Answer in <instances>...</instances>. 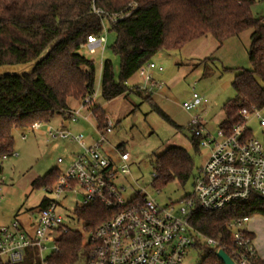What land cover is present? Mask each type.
<instances>
[{"label":"trees","instance_id":"obj_1","mask_svg":"<svg viewBox=\"0 0 264 264\" xmlns=\"http://www.w3.org/2000/svg\"><path fill=\"white\" fill-rule=\"evenodd\" d=\"M256 0H0V66L35 59L50 43L55 46L29 74L0 79V157L13 151V128H28L36 121L47 122L54 115L67 119L69 98L81 100L94 90V63L80 53L90 35L102 31L103 16L93 5L107 13H119L135 4L131 13L110 22L115 33L111 50L120 58L119 80H114L110 60L102 62L100 92L110 100L129 91L128 80L160 49H179L187 42L213 36L220 44L228 37L251 29L248 58L251 68L239 70L232 81L234 99L223 106L219 127L230 129L240 120V109L264 108V16L251 11ZM165 118L158 108H156ZM98 129L105 126L102 108L93 105ZM197 148L198 141L192 138ZM121 145L118 146L120 148ZM121 151H124L123 149ZM158 168L153 185L173 179L185 183L192 174L193 160L182 147H172L156 157ZM1 169V166H0ZM59 171L51 170L35 178L32 186L46 191ZM46 196L41 206L46 204ZM113 210L101 203L75 209L83 228L89 230L106 221ZM264 216V198L251 195L247 201L220 211L194 212V225L209 235L224 230L228 221L242 216ZM58 250L47 256L50 264H73L86 256L80 231L67 229L58 235ZM18 264H40L29 253Z\"/></svg>","mask_w":264,"mask_h":264},{"label":"built area","instance_id":"obj_2","mask_svg":"<svg viewBox=\"0 0 264 264\" xmlns=\"http://www.w3.org/2000/svg\"><path fill=\"white\" fill-rule=\"evenodd\" d=\"M92 8L97 15L115 22L128 16L135 4H128L127 9L119 13H107L94 5ZM104 43V36L90 35L84 45L94 53L97 48L103 49ZM147 69L161 71L162 67L148 62L138 68L140 77L153 84ZM136 87L143 90L139 85ZM92 95L81 99L80 106L90 110L95 118ZM206 102V97L193 93L182 107L191 111ZM262 110L264 108L242 107L238 123L230 129L218 126L216 136L205 129L198 117H193L190 122L193 137L198 146L208 147L210 151L192 177L191 192L165 204H159L141 191L135 192L130 200H122L125 189L118 183V177L123 175L127 179L129 154L120 150L118 157L112 158L102 150L104 134L113 127L108 117L103 129H98L95 120L97 138L89 145H85L82 132L72 133L63 128L53 131L48 127L50 136L74 141L82 152L76 155L66 172H59L46 190L49 196L46 195V204L41 206L34 225L25 229L16 220L9 225H0V264H18L31 252L37 255L40 264H50L44 250L52 244L51 252L57 251L58 235L71 229L57 211L59 200L63 193L76 192L82 199L75 209L98 202L113 210L109 219L86 230L84 264H188L186 259L191 250L205 251L200 264H224L217 255L220 250L234 264H264L252 234L244 228L249 216L231 219L215 236L203 232L193 223L197 209L220 211L247 201L251 195L264 198V132L263 140L253 137L248 123L251 118H256L264 129ZM80 119L89 121V115L80 114L79 109L68 110L67 120L77 123ZM43 123L36 121L28 128L39 130ZM10 155L0 157V166ZM60 162L62 160L58 159Z\"/></svg>","mask_w":264,"mask_h":264},{"label":"rangeland","instance_id":"obj_3","mask_svg":"<svg viewBox=\"0 0 264 264\" xmlns=\"http://www.w3.org/2000/svg\"><path fill=\"white\" fill-rule=\"evenodd\" d=\"M257 17L264 16V0H256L251 6ZM251 29L244 30L239 36H231L220 44L213 36L193 39L179 49H160L144 65L153 62L162 70L147 69L153 84L145 82L136 72L128 81L129 91L110 100H105L100 92L102 62L110 60L114 80H119L120 58L112 52L115 33L110 31L108 18L102 19L100 36L105 37L104 47L90 53L86 45L80 53L91 60L95 67L93 104L102 108L105 118L113 122L110 132L104 134L102 150L110 157L117 158L124 150L129 154V171L126 177L119 175L118 183L124 187L121 197L130 200L135 192L141 191L155 198L159 204L176 201L191 192L192 177L205 162L209 148L192 143L191 119L198 117L213 136L224 117L223 106L234 99L232 81L239 70L251 68L248 58ZM143 90H138L136 86ZM193 93L207 98L206 103L186 111L184 101L192 98ZM69 109H79L80 114L89 115V121L80 119L72 123L62 115H54L44 122L39 130L13 128L12 155L1 163L0 169V225L18 221L25 229L34 225L41 209V201L46 194L44 187L32 186V181L43 177L51 170L66 172L82 152L74 141L60 139L47 133L48 127L54 130L67 129L72 133L82 132L85 145L97 138L95 118L90 110L80 106V100L69 98ZM156 108L167 116L165 118ZM264 115V110L261 111ZM252 136L263 140V132L256 118L249 120ZM25 135V138H23ZM121 145L120 148L118 146ZM172 147H182L193 160L191 177L180 183L173 179L165 184L153 185V175L158 168L156 157L162 156ZM58 159L62 162L58 163ZM82 199L80 193H63L57 211L63 216L64 223L71 229L82 233L86 239L83 221L75 215L76 203ZM244 228L252 234L258 254L264 258V216H249ZM85 242V241H84ZM52 244L44 250L49 255ZM204 250H191L186 263L200 264ZM85 257L76 263L84 264Z\"/></svg>","mask_w":264,"mask_h":264},{"label":"water","instance_id":"obj_4","mask_svg":"<svg viewBox=\"0 0 264 264\" xmlns=\"http://www.w3.org/2000/svg\"><path fill=\"white\" fill-rule=\"evenodd\" d=\"M57 40L50 43L35 59L19 64L2 65L0 66V79L7 76H22L23 74H29L33 69L47 57L50 51L55 46ZM218 257L224 262V264H234L229 256L222 250L217 253Z\"/></svg>","mask_w":264,"mask_h":264},{"label":"crops","instance_id":"obj_5","mask_svg":"<svg viewBox=\"0 0 264 264\" xmlns=\"http://www.w3.org/2000/svg\"><path fill=\"white\" fill-rule=\"evenodd\" d=\"M129 80H130V79H129ZM129 80H128V81H129ZM127 83H128V82H127Z\"/></svg>","mask_w":264,"mask_h":264}]
</instances>
